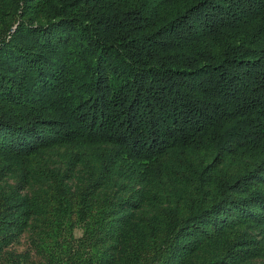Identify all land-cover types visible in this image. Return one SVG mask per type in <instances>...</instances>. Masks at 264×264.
<instances>
[{"label":"trees","instance_id":"obj_1","mask_svg":"<svg viewBox=\"0 0 264 264\" xmlns=\"http://www.w3.org/2000/svg\"><path fill=\"white\" fill-rule=\"evenodd\" d=\"M0 264H264V0H0Z\"/></svg>","mask_w":264,"mask_h":264},{"label":"rangeland","instance_id":"obj_2","mask_svg":"<svg viewBox=\"0 0 264 264\" xmlns=\"http://www.w3.org/2000/svg\"><path fill=\"white\" fill-rule=\"evenodd\" d=\"M25 248H26V245L23 244L22 246L19 247V250L22 251V250H24Z\"/></svg>","mask_w":264,"mask_h":264}]
</instances>
